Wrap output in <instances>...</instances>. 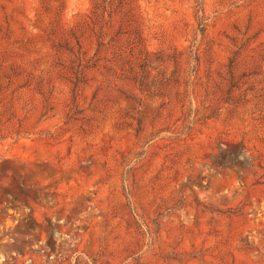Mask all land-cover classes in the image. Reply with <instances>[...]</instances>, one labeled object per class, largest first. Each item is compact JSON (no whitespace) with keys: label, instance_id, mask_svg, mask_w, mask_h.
Returning <instances> with one entry per match:
<instances>
[{"label":"rangeland","instance_id":"obj_1","mask_svg":"<svg viewBox=\"0 0 264 264\" xmlns=\"http://www.w3.org/2000/svg\"><path fill=\"white\" fill-rule=\"evenodd\" d=\"M0 264H264V0H0Z\"/></svg>","mask_w":264,"mask_h":264}]
</instances>
